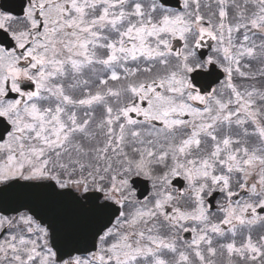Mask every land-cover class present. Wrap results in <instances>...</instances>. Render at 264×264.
<instances>
[{
    "label": "snow or ice",
    "instance_id": "6c2138e0",
    "mask_svg": "<svg viewBox=\"0 0 264 264\" xmlns=\"http://www.w3.org/2000/svg\"><path fill=\"white\" fill-rule=\"evenodd\" d=\"M0 264H264V0L0 4Z\"/></svg>",
    "mask_w": 264,
    "mask_h": 264
},
{
    "label": "flooded vegetation",
    "instance_id": "af4514ba",
    "mask_svg": "<svg viewBox=\"0 0 264 264\" xmlns=\"http://www.w3.org/2000/svg\"><path fill=\"white\" fill-rule=\"evenodd\" d=\"M8 2H10V0H0V4L8 3Z\"/></svg>",
    "mask_w": 264,
    "mask_h": 264
}]
</instances>
